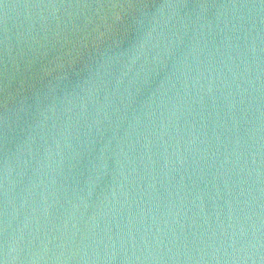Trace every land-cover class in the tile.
<instances>
[{
  "label": "water",
  "instance_id": "1",
  "mask_svg": "<svg viewBox=\"0 0 264 264\" xmlns=\"http://www.w3.org/2000/svg\"><path fill=\"white\" fill-rule=\"evenodd\" d=\"M0 264H264V0H0Z\"/></svg>",
  "mask_w": 264,
  "mask_h": 264
}]
</instances>
